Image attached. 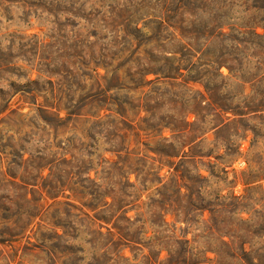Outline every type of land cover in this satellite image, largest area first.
<instances>
[{
	"label": "rangeland",
	"instance_id": "1",
	"mask_svg": "<svg viewBox=\"0 0 264 264\" xmlns=\"http://www.w3.org/2000/svg\"><path fill=\"white\" fill-rule=\"evenodd\" d=\"M138 1L0 0V264H54L53 258L55 264H87L93 254H101L100 245L95 250L87 242L90 239L87 223L76 218L78 210H71L67 217H52L55 208L52 204L56 201L69 200L84 207L86 200L73 194L65 197L70 191L54 199L42 184L51 173L53 161L58 164L56 172L63 178L70 176V172L75 174V167L82 162L92 168L90 176L100 180L104 161L118 158L111 152L116 147H128L134 152L130 161L133 168L151 169L154 173L162 167L166 207L173 205L182 211H194L192 223L178 221L168 213L167 232L160 235L155 251L165 245V235L189 239L193 259L207 264L209 258H218L214 249L222 253L228 249L222 244L221 235L227 241L234 235L235 249L242 241L251 239L264 252V243L254 235L248 238L246 230L264 227V9L255 7L256 0H192L188 9L180 11L175 21L198 35L197 45L201 49L196 56L189 55L183 65L186 67L189 61L196 65L190 71L183 69L177 80L160 78L152 84L158 89L152 95L154 101L149 102L150 105L158 102V107L152 116L144 109L139 113L138 107L129 110L126 118L132 128L125 139L114 136L118 131L109 126L89 132L86 130L89 124L84 121L51 127L39 116L31 93L24 92L33 89L38 104L53 101L46 76L39 74V69L55 62L57 56L53 36L57 35L58 25L53 23L55 18L48 9L53 11L60 3L84 15L95 9L108 13L112 6L118 11H129L135 20L160 9L158 1L151 0L156 11L148 6L136 12L134 5ZM68 17L73 26L66 28V34L86 38L92 27L82 16ZM59 19L64 22V15ZM219 26H223L221 37H217L221 32ZM179 46L169 44L170 48ZM214 60L225 62L218 67ZM99 71L105 73L103 68ZM132 73L131 69L130 72L123 69L121 83L131 85ZM157 76L152 73L147 79L156 80ZM129 93L133 98L139 95ZM135 104L138 105V100ZM65 116L63 110L61 117ZM46 117L57 123L54 115ZM171 122L180 128L164 127ZM68 151H72L74 159L71 153L63 155ZM176 166H179L177 179H172ZM34 179H38V186L24 185ZM130 179L135 182L136 174H131ZM148 185L150 189L142 194L145 201L142 208L128 213L136 217L139 212L141 220H146L138 224L142 243L139 247L143 251L126 249V255L131 258L137 255L139 261L149 253L144 243L154 235L150 226V198L160 199L156 186ZM137 187L140 189L139 182ZM110 189V184L102 189L100 204ZM138 189L136 195L141 192ZM105 200L113 199L107 196ZM201 206L207 208L204 216L196 209ZM40 209L44 216H38L35 224L42 222V233L51 238L45 242L46 249L35 246L42 242L39 234H35L38 226L33 225L24 235L18 222L20 213ZM84 209L92 216L100 211ZM58 221L68 226L65 239H54L56 232L64 231L56 225ZM144 230L149 232L145 234ZM167 255L164 250L161 259Z\"/></svg>",
	"mask_w": 264,
	"mask_h": 264
},
{
	"label": "trees",
	"instance_id": "2",
	"mask_svg": "<svg viewBox=\"0 0 264 264\" xmlns=\"http://www.w3.org/2000/svg\"><path fill=\"white\" fill-rule=\"evenodd\" d=\"M157 1V6L160 8L157 10L158 13L147 14L136 20L129 11H118L112 6H109L108 13L95 9L94 12L91 11L84 15L62 7L60 3L55 6L53 11L48 9L55 18L53 23L58 25L57 35L53 36L55 47H57V56L54 58L55 62L47 65L45 69H39V74L46 76L49 85L48 92L52 95L53 101L38 104L33 89L24 91L31 93V96L34 97L33 103L37 105L36 110L47 125L58 127L71 122L84 121L89 124L86 128L89 132L93 129L102 130L109 126L114 127L116 132L118 131L113 134L114 136L125 139L132 128L126 118L129 110L138 107L139 113L141 109H144L151 116L154 114L158 102L155 101V105H150L149 101H154L152 95L157 93L156 89L158 88L152 84L160 78L177 80L183 75V69L192 70L196 63L189 61L186 67L183 64L189 60V55L196 56L201 51L197 45L198 35L193 30L178 25L175 21L181 10L189 8L187 5H190L192 0ZM256 1L255 7L264 9L262 0ZM148 6L151 10L156 11V5L151 4V0H139L134 8L136 12H139ZM60 15H64V22L60 21ZM68 15L82 16L86 24L92 27L86 38L66 34V28L73 26ZM141 22L142 25H140ZM219 28L221 32L217 37L224 35L223 26H219ZM174 43H178V46L181 43V45L177 48H170L169 44ZM171 58H174L173 62H170ZM224 62L214 60L213 64L219 67ZM51 65L53 68L49 67ZM100 68L105 70L104 74L100 73ZM123 69H127L128 72L130 69L134 71V75L133 73L128 74L131 85L121 83L120 72ZM152 73L158 75L156 80L147 79L148 75ZM149 86L152 87L147 89ZM121 91H127L126 95H121ZM129 92L139 95L133 98ZM136 100H138V105L135 104ZM262 108L264 110V106ZM63 110L66 111L65 117H61ZM48 114L54 115L57 118V123L54 124L47 119ZM169 124L164 127L173 130L180 128L175 123ZM75 128L76 126L73 125L72 130ZM121 130H124V133H119ZM71 142L72 139L69 140V143ZM111 152L115 153L118 158L104 161L100 180L93 179L90 176L92 168L86 167L82 162L75 167V174L72 175L70 172V176L68 174L66 178H63L56 172L58 164L53 161L50 163L51 173L42 184V187L54 199L61 194L65 195L66 191H70V194L65 197L70 198L73 194L86 200L84 207H79L69 200H58L52 204L55 207L52 217L55 216L59 219L62 216L67 217L73 209L79 211L76 218L81 223H87L86 232L90 236L87 242L93 245L95 250L100 245L101 254H93L87 264H201V261L193 259L194 253L193 249L189 247V239L165 235V245L159 251L154 249L156 243L160 241V235L164 231L167 232L166 227L169 223L166 216L169 212L178 221L186 223L194 221L193 213H191L194 211H182L173 205L168 208L166 203H163V191L166 186L163 184L164 177L160 175L162 167H159L154 173L151 172V169L146 171L144 168H133L130 161L133 159L132 153L134 152H131L128 147H116L111 149ZM70 153L74 159L72 151L65 152L63 155L67 156ZM183 156H187L186 152ZM138 159L144 160L145 158ZM64 162L71 163L68 160H64ZM179 166H176L174 172L171 173L172 179H177ZM42 170L40 167L39 174L42 173ZM133 173L137 178L135 182L130 179ZM151 175L153 177H150ZM31 182H24V185H39L38 179ZM138 182L140 189L137 187ZM109 184L112 189L104 195V203L100 204L101 191ZM148 184H152L151 188L156 186L155 191L160 199L150 198L148 204L151 212L150 226L153 228L154 235L144 243V246L149 249V253L144 254L143 259L139 261L137 255H134L133 258L126 255V249L131 247L133 252L134 250L143 251V248L139 247L142 243L138 226L142 220L139 212L136 217L129 216L128 213L134 208L138 210L142 208L145 203L142 200V194L150 189ZM160 184L162 185L158 187ZM137 189L141 191L138 195L135 194ZM107 196L112 197V202L105 200ZM154 206H156V210ZM85 207L93 211L98 209L100 211L95 212L92 216L84 209ZM34 208H37V205H34ZM196 209L201 211L204 216L207 208L201 206ZM42 212V209L38 212L29 210L22 212L18 215V222L24 235L33 225L34 227L38 226L35 234H39V239L42 242L35 246L46 249L45 242L51 238L47 233H42V227H44L42 222L38 221L35 224L38 216H44ZM107 212L108 215H106ZM243 220L244 222L248 221V219ZM58 222L56 225L63 228L64 231L62 234L56 232L54 239H65L68 235V226L65 223H60L61 221ZM142 222L146 223V220ZM104 228L106 231H103ZM246 230L248 238L254 235L264 243V227L254 230L246 228ZM148 232L144 230L145 234ZM224 236L221 235V241L228 249L225 250V253L214 249L218 258H209L207 264H264L262 248H257L251 239L242 241L235 249L233 238L236 236L231 235L230 241L225 240ZM164 250L168 251V255L165 259H161V253ZM48 253L56 258L53 251L49 250ZM73 253L74 251H69V254ZM51 260L55 264V259Z\"/></svg>",
	"mask_w": 264,
	"mask_h": 264
},
{
	"label": "built area",
	"instance_id": "3",
	"mask_svg": "<svg viewBox=\"0 0 264 264\" xmlns=\"http://www.w3.org/2000/svg\"><path fill=\"white\" fill-rule=\"evenodd\" d=\"M239 163H240L241 165H243V164H244V161H239Z\"/></svg>",
	"mask_w": 264,
	"mask_h": 264
}]
</instances>
